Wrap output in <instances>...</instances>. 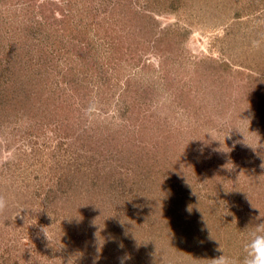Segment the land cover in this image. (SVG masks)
<instances>
[{
    "label": "rangeland",
    "instance_id": "1",
    "mask_svg": "<svg viewBox=\"0 0 264 264\" xmlns=\"http://www.w3.org/2000/svg\"><path fill=\"white\" fill-rule=\"evenodd\" d=\"M262 165L264 0H0V264H241Z\"/></svg>",
    "mask_w": 264,
    "mask_h": 264
},
{
    "label": "clouds",
    "instance_id": "2",
    "mask_svg": "<svg viewBox=\"0 0 264 264\" xmlns=\"http://www.w3.org/2000/svg\"><path fill=\"white\" fill-rule=\"evenodd\" d=\"M6 208L7 202L3 198H0V213L4 212ZM18 215L19 214L16 216ZM45 234L48 239L46 232ZM245 250L247 255L244 257L241 264H264V224H258L256 226V230L252 233L251 239L246 245ZM211 264H237V262L223 253L222 255L211 259Z\"/></svg>",
    "mask_w": 264,
    "mask_h": 264
}]
</instances>
